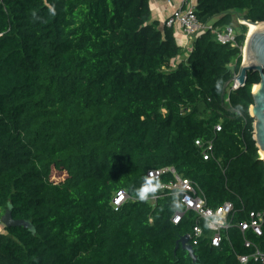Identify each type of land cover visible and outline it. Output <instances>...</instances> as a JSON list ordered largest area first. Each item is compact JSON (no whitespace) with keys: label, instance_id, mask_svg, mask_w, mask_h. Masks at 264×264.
Here are the masks:
<instances>
[{"label":"trees","instance_id":"16d2710c","mask_svg":"<svg viewBox=\"0 0 264 264\" xmlns=\"http://www.w3.org/2000/svg\"><path fill=\"white\" fill-rule=\"evenodd\" d=\"M196 14L213 28L262 22L264 0H196ZM235 27L237 47L208 30L182 59L151 0H0V225L11 203L36 228L3 226L0 264H195L178 241L196 213L173 222L185 205L160 189L170 176L147 180L167 166L209 206H234L219 245L200 220L204 234L190 240L199 264H242L255 251L247 239L264 251V226L238 228L264 209V159L250 114L260 74L223 97L248 34ZM198 139L213 142L212 158ZM120 190L130 198L116 208Z\"/></svg>","mask_w":264,"mask_h":264},{"label":"built area","instance_id":"2783aa9c","mask_svg":"<svg viewBox=\"0 0 264 264\" xmlns=\"http://www.w3.org/2000/svg\"><path fill=\"white\" fill-rule=\"evenodd\" d=\"M169 4L173 0H162ZM238 22H241V17H238ZM175 24H180L186 36L191 40L192 48L194 42L198 37L208 30H213L216 35V39L222 44H230L231 46L237 47L239 44L237 42L238 31L236 25H228L225 27L213 28L212 23L202 22L196 14V0H187L183 8L174 9L171 14L165 20L166 26H174ZM237 74H235L236 76ZM242 86V85H241ZM239 87L238 82L232 84L233 89ZM199 146L206 147L203 155L205 159H210L213 157V142H203L198 139L196 142ZM163 175H169L170 180L167 183H162L159 187L161 190H169L170 192H177L182 196V202L185 205L184 210L177 211L173 216L172 220L175 223H179L184 214L188 210H192L196 213L198 219L193 227L192 233L190 234V239H199L204 234V228L200 224V220H204L207 223L208 229L212 233V243L214 245H219L223 240V232L227 231L233 226L230 222L228 215L233 209L232 202H226L223 206L215 209L208 205L207 197L202 190L201 186L190 178L184 177L178 172L176 167L167 166L161 169H153L147 173V180H159ZM158 196H152L153 201L157 200ZM130 195L126 190H120L117 192L115 198L113 199V204L116 208H119ZM264 226V209L253 210L250 212L249 220L241 222L238 224V228L245 233L247 230H252L258 235H262ZM245 244L247 247L255 246V251L248 255H239L238 258L242 264H248L250 258L255 261L264 264V251L259 249L250 240H246Z\"/></svg>","mask_w":264,"mask_h":264},{"label":"water","instance_id":"95a60500","mask_svg":"<svg viewBox=\"0 0 264 264\" xmlns=\"http://www.w3.org/2000/svg\"><path fill=\"white\" fill-rule=\"evenodd\" d=\"M251 22L259 23L260 26L254 31L250 38L248 35L246 39L245 47L248 51L249 64L245 65L243 60L239 73L225 84L223 88V97L226 94L228 85L231 83L236 81L239 83V86L244 85L250 71L260 74L261 80L259 83L255 84L258 85V87L254 89L255 85L253 86L254 104L250 107V114L254 118V138L259 147L261 158L264 159V21ZM12 210L13 204L10 203L1 218L4 227L21 226L33 232L36 231L34 224L30 220L15 219L12 215ZM190 240V235L187 234L180 238L178 244H182V246L189 251L194 263L199 264V257L195 254ZM178 244L176 249L178 248Z\"/></svg>","mask_w":264,"mask_h":264},{"label":"crops","instance_id":"0c3cea01","mask_svg":"<svg viewBox=\"0 0 264 264\" xmlns=\"http://www.w3.org/2000/svg\"><path fill=\"white\" fill-rule=\"evenodd\" d=\"M186 1L187 0H173V2L169 4L162 0H151L153 19L158 20L163 27V25L165 24V20L171 14V12L176 8H183L186 4ZM174 31L177 42L183 47V50H185L183 56L187 57L192 50L191 40L188 39L183 27L180 24L174 25ZM186 57H182V59ZM3 229L4 227L0 225L1 232L3 231Z\"/></svg>","mask_w":264,"mask_h":264},{"label":"bare ground","instance_id":"6f19581e","mask_svg":"<svg viewBox=\"0 0 264 264\" xmlns=\"http://www.w3.org/2000/svg\"><path fill=\"white\" fill-rule=\"evenodd\" d=\"M241 22L247 24L249 26V38L252 36V34L254 33V31L260 26L259 23H252L251 21L243 18L241 19ZM244 64L248 65L249 64V57H248V51L246 49V47L244 48ZM258 87V85L254 86V89H256Z\"/></svg>","mask_w":264,"mask_h":264},{"label":"clouds","instance_id":"9594fccd","mask_svg":"<svg viewBox=\"0 0 264 264\" xmlns=\"http://www.w3.org/2000/svg\"><path fill=\"white\" fill-rule=\"evenodd\" d=\"M137 195L139 197L140 200H146L148 197H147V193L144 191V188L141 187L139 189H137ZM176 207H180V204L179 203H176L175 204Z\"/></svg>","mask_w":264,"mask_h":264},{"label":"rangeland","instance_id":"374dc122","mask_svg":"<svg viewBox=\"0 0 264 264\" xmlns=\"http://www.w3.org/2000/svg\"><path fill=\"white\" fill-rule=\"evenodd\" d=\"M236 15V14H235ZM241 17V16H240ZM241 19H243L242 17H241ZM234 20H235V25L238 27L239 25H240V23L238 22V19L236 18V16H234ZM245 24V23H244ZM247 25V24H246ZM248 26V25H247ZM248 34H249V26H248ZM248 34H247V36H248ZM247 39V38H246ZM245 44H246V42H245ZM244 48H245V46L243 47V60H244ZM183 57H186V56H183ZM182 58V57H181ZM180 58V59H181Z\"/></svg>","mask_w":264,"mask_h":264}]
</instances>
